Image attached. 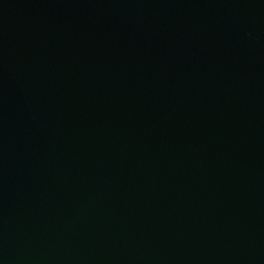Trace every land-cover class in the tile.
Returning <instances> with one entry per match:
<instances>
[{
    "label": "water",
    "instance_id": "obj_1",
    "mask_svg": "<svg viewBox=\"0 0 264 264\" xmlns=\"http://www.w3.org/2000/svg\"><path fill=\"white\" fill-rule=\"evenodd\" d=\"M0 264H264V0H0Z\"/></svg>",
    "mask_w": 264,
    "mask_h": 264
}]
</instances>
